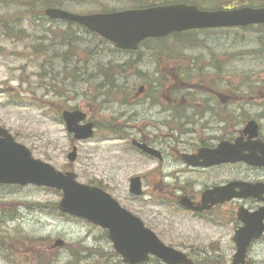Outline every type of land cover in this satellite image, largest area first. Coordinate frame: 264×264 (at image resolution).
<instances>
[{
  "label": "flooded vegetation",
  "instance_id": "af4514ba",
  "mask_svg": "<svg viewBox=\"0 0 264 264\" xmlns=\"http://www.w3.org/2000/svg\"><path fill=\"white\" fill-rule=\"evenodd\" d=\"M11 1L0 0V6H11ZM87 1L83 13L69 12L113 14L171 4V0ZM238 7L252 8L248 4L199 6L203 10ZM28 8L15 15L29 17L36 29L44 17L52 25L66 26L69 34L74 29L89 32L78 24L48 18L42 7L41 12ZM21 21L1 18L3 36L10 38V26ZM250 27L262 25L216 30ZM192 33L196 36H188ZM41 38L37 42L42 55L36 59L46 57L50 69L54 59L69 63L59 75L71 85L89 77L87 72L97 75L91 86L108 114L102 123L116 126V138L128 142L138 156L126 182L129 189L136 178L141 194H129L131 205L118 202L120 206L164 246L193 264H264V88L235 87L234 73V79L223 75L227 58L199 55V29L144 40L134 51L118 50L99 39L112 47V55L107 58L101 52L93 65L91 57L77 58L69 46L68 56H44ZM73 60L84 65H71ZM53 66L50 79L55 80ZM127 76L139 80L130 93L123 84ZM107 104L117 105V110ZM86 117L96 130L98 119L87 112ZM144 264L165 263L151 257Z\"/></svg>",
  "mask_w": 264,
  "mask_h": 264
},
{
  "label": "rangeland",
  "instance_id": "374dc122",
  "mask_svg": "<svg viewBox=\"0 0 264 264\" xmlns=\"http://www.w3.org/2000/svg\"><path fill=\"white\" fill-rule=\"evenodd\" d=\"M187 1L208 9L227 4L260 7L264 0ZM50 3L75 13H83L89 5L87 0H12L11 6H0V19H22L10 26V38L3 36L0 24V126L35 159L51 164L58 171H72L78 182L103 188L119 203L130 206L126 180L138 156L131 151L128 142L116 138V126L102 123L108 114L101 109L100 98L92 93L91 86L98 81L97 75L87 72L89 77H82L80 82L71 85L59 75L62 67L69 63L54 59L50 69L46 57L36 59L42 54L35 52L38 38L42 37L44 56H68L69 46L77 58L91 57L93 65L100 60L101 52L109 58L112 47L105 46L84 30L74 29L69 34L66 26L52 25L44 17L42 25L36 29L29 24V17L15 15L29 10L28 7H32L33 12L42 7L43 11L53 7ZM162 47L160 45L159 49ZM199 55L227 58L223 75L236 77L235 87L264 88V27L199 31ZM70 64L84 65L74 60ZM52 65L57 72L55 80L50 79ZM130 77L123 82L127 93L132 92L139 81ZM54 86L58 88L53 90ZM106 106L117 110V105ZM57 107L62 111L81 109L98 119L94 137L73 142ZM72 146L77 148V157L69 166L67 154ZM61 198L62 193L52 189L0 186V264H121L103 229L68 218L57 209ZM8 212L15 215L4 217ZM57 241H61L62 246H57Z\"/></svg>",
  "mask_w": 264,
  "mask_h": 264
},
{
  "label": "water",
  "instance_id": "95a60500",
  "mask_svg": "<svg viewBox=\"0 0 264 264\" xmlns=\"http://www.w3.org/2000/svg\"><path fill=\"white\" fill-rule=\"evenodd\" d=\"M45 12L50 18L76 22L122 50H134L145 38L163 37L173 32L264 23V8L208 12L185 4L109 15L80 16L53 8ZM62 119L67 133L74 140L92 138L93 125L80 124L85 120V114L81 111H64ZM142 149L151 152L145 147ZM76 157L77 149L74 146L67 154V159L71 164ZM0 185H33L61 191L62 199L57 205L58 210L106 230L114 251L125 264L146 262L150 255L166 264H192L186 256L165 247L109 194L100 188L79 183L73 172L62 173L50 164L33 158L31 152L17 143L1 126ZM129 191L133 195L141 194L136 178L131 179ZM56 245L60 246L61 242L57 241Z\"/></svg>",
  "mask_w": 264,
  "mask_h": 264
},
{
  "label": "trees",
  "instance_id": "16d2710c",
  "mask_svg": "<svg viewBox=\"0 0 264 264\" xmlns=\"http://www.w3.org/2000/svg\"><path fill=\"white\" fill-rule=\"evenodd\" d=\"M181 1V0H180ZM182 2H186L185 0H182ZM15 214L13 212H8L7 214H4V217L5 216H8V217H13Z\"/></svg>",
  "mask_w": 264,
  "mask_h": 264
}]
</instances>
